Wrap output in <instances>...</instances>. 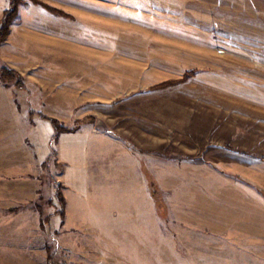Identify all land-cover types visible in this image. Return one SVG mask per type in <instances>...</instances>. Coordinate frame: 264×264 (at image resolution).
Returning a JSON list of instances; mask_svg holds the SVG:
<instances>
[{
	"label": "rangeland",
	"instance_id": "374dc122",
	"mask_svg": "<svg viewBox=\"0 0 264 264\" xmlns=\"http://www.w3.org/2000/svg\"><path fill=\"white\" fill-rule=\"evenodd\" d=\"M36 1L72 19L0 57V264H264V0H95L89 38ZM93 146L147 182L77 183Z\"/></svg>",
	"mask_w": 264,
	"mask_h": 264
},
{
	"label": "crops",
	"instance_id": "0c3cea01",
	"mask_svg": "<svg viewBox=\"0 0 264 264\" xmlns=\"http://www.w3.org/2000/svg\"><path fill=\"white\" fill-rule=\"evenodd\" d=\"M44 1L48 2L49 4H50V1L52 3V0H48V1L44 0ZM66 1H68V0H66ZM69 1H72V0H69ZM78 2L82 3V6L84 7L83 10H85L83 12L86 13V14H84L83 12H81V13H79V15H81L80 16L81 19H84V20H81L80 22H83L85 25L89 26V27H87V29H85V27L83 28V32H85L87 34L86 35L87 38H89L90 36L88 34V31H89L90 27L91 26L94 27V25H93L94 23L105 24V19L103 17V19H97L96 20L95 15H94V12L96 11L95 0H79ZM104 2H106V1H104ZM104 2L102 3L103 6L98 8L99 10L97 11V13L100 11L103 15L108 14V16H110L111 7H109V4L108 5L106 4V6H105ZM126 2H127L126 0H120V2L118 1V8L121 6V7H124L127 11L126 16L120 15L119 13H118V16H119V19H122L123 21L128 22V20H131L130 16L132 14V11H130L126 8ZM60 4L58 5V2H56L54 4L52 3V6L58 8V10H60L64 13L68 14V11L65 7L66 4L65 3L63 4V2H61ZM7 6H8V2L6 0H0V16H1L2 12L7 8ZM23 6L24 5L19 7L18 15L14 19L13 24L10 26V33L8 35V38L5 41V43L2 44V46L0 47V57H2V58L5 55L10 56V55H12V53H14L15 55H18L17 53H18V51H20V49L15 47L16 46L15 42H17L20 39H26L27 34L31 33V31H34V30L40 31L42 29L47 30L46 27L45 28L43 27L44 24L46 23V21L52 20L55 24L56 23L60 24V21H62V19H64L62 17H56V16L54 17L53 15L48 14L40 6H38V7L41 11L39 9H34L35 7H31L32 9L30 8V10H27V16H23V13H22V12H24ZM103 9H104V11H103ZM39 11L43 15H40V14L36 15V13H38ZM69 21H72V20H69ZM155 130L157 133V128ZM143 131H147V136L149 134H150V136H153V130L152 129H148L145 127L143 129ZM88 135L90 137L89 139L92 138L93 144H94L97 141L98 133H94V134L88 133ZM103 140H105V139H103ZM149 142L151 143V147L148 146V149L146 152L150 151L152 153L153 152L152 138H150ZM90 148H92V151L87 153V156L84 155L83 152H80V151L78 152V149H76L74 152V153H76V155L77 154L81 155V159L78 161L79 169H81V172H80V177H79L77 183L89 181L90 179L97 180V179H105L106 177L109 178V177H118V176L119 177L123 176V178H125V179H126V177H130L131 178L130 182H136V179L139 176H135L136 175L135 171H133L135 164H132V163L129 164L127 162L122 163L121 165L118 164V167L115 168L116 169L115 171H112V172L107 171L106 172V171L102 170L101 163L107 155H105V153L103 151H99L98 148L95 146L90 147ZM143 150H145V149H143ZM124 152H127L126 149L124 150ZM146 159H147V166H150L151 168H153V166L151 165L152 162H151V164L148 163V155L146 156ZM129 161H130V159H129ZM131 161H133V160H131ZM147 172L148 171H145V172L143 171L144 174H142L143 176H145L144 177L145 179L147 178V175H148ZM117 173H119V174H117ZM142 175H140V177ZM141 178H143V177H141ZM141 178H140V181L143 180ZM142 182L146 183L147 180H143Z\"/></svg>",
	"mask_w": 264,
	"mask_h": 264
},
{
	"label": "trees",
	"instance_id": "16d2710c",
	"mask_svg": "<svg viewBox=\"0 0 264 264\" xmlns=\"http://www.w3.org/2000/svg\"><path fill=\"white\" fill-rule=\"evenodd\" d=\"M8 1V9L3 13L2 16V20L0 23V45L2 42H4V40L6 39V37L8 36V32H9V27L13 21V19L16 17L17 12H18V7L23 3V0H7ZM32 1L34 4L41 6L42 8H44L45 10L60 16V17H64L67 19H72L71 16H69L68 14L59 11L57 9H53L52 7H49L46 4H43L41 2H38L36 0H30ZM195 72L194 71H190L184 74V76L179 79V80H170V81H166L160 85L155 86L154 88H166V87H171L177 84H181L183 82H185L188 78H190L191 76H194ZM14 78H19V75L14 72L11 71L9 69H4L1 73V78L4 81H12ZM51 125L55 131L56 136L59 134H66V133H75L78 130V127H73L71 129H67L64 126L60 125L57 121L52 120L50 121ZM56 197L58 199V201L60 202L61 205H64V200H63V196L60 193L56 194ZM48 264H53V257L52 255L48 256Z\"/></svg>",
	"mask_w": 264,
	"mask_h": 264
},
{
	"label": "built area",
	"instance_id": "2783aa9c",
	"mask_svg": "<svg viewBox=\"0 0 264 264\" xmlns=\"http://www.w3.org/2000/svg\"><path fill=\"white\" fill-rule=\"evenodd\" d=\"M54 264H63V263H59V262H57V261H54Z\"/></svg>",
	"mask_w": 264,
	"mask_h": 264
}]
</instances>
